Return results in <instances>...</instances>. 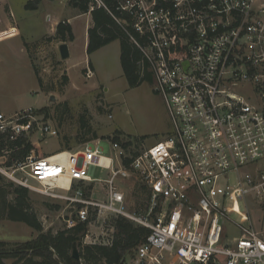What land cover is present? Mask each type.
<instances>
[{
	"label": "built area",
	"instance_id": "2783aa9c",
	"mask_svg": "<svg viewBox=\"0 0 264 264\" xmlns=\"http://www.w3.org/2000/svg\"><path fill=\"white\" fill-rule=\"evenodd\" d=\"M87 3L85 14L105 10L142 53L137 62L151 68L171 132L138 151L130 140L99 138L45 157L32 149L0 172L72 205L65 227L86 223L83 243L111 244L114 216L147 227L127 264H264L248 207L264 203V0ZM34 131L58 134L31 108L0 112V156ZM130 178L146 192L140 214L125 208ZM226 224L239 235L227 236Z\"/></svg>",
	"mask_w": 264,
	"mask_h": 264
},
{
	"label": "rangeland",
	"instance_id": "374dc122",
	"mask_svg": "<svg viewBox=\"0 0 264 264\" xmlns=\"http://www.w3.org/2000/svg\"><path fill=\"white\" fill-rule=\"evenodd\" d=\"M58 2L55 0L53 3ZM27 3L40 4L39 10L26 8ZM48 3L47 0H0V40L19 31L24 40L31 42L26 49L31 61L24 52L25 46L20 49L24 44L22 38L17 36L0 42V112L12 115L31 108L38 112L41 121L58 130L55 136L37 131L29 135L32 145L33 142L36 144L35 157H45L62 150L75 151L88 139L96 138L110 142L115 138L123 139L125 143L130 140L131 144L127 143L138 151L143 145L148 146L171 132L167 110L155 91L154 82L145 80L137 86H129L120 64L118 40L102 46L92 55L79 45V49L71 52L67 60L61 58L58 43L63 41L54 38V19L47 18ZM66 3L72 6L71 0ZM77 11L83 13L78 8ZM58 14L59 18L67 16L66 12ZM62 21L66 22L65 19L59 22ZM89 21L87 15L71 20L74 28ZM8 158V155L0 156V169L12 171L14 164L10 168L3 164ZM0 173L5 183L10 181L15 184ZM95 174L105 175L100 174L98 169ZM13 175L19 179L24 174L16 171ZM95 185L100 190L101 185ZM122 189L126 194L125 208L137 214L143 213L145 190L132 178L123 181ZM100 193H95V196L102 198ZM29 201L44 231L56 232L64 228L65 219L75 214L72 205L64 200L38 192L29 190ZM248 207L251 226L264 239V203L252 202ZM240 208L246 212L243 205ZM231 218L240 222L238 214H231ZM243 224L248 226L249 222ZM224 230L227 236L239 235L238 230L229 224ZM107 233H111L110 227ZM35 234L24 222L5 221L0 224V240L6 242H23ZM132 254H127L123 262H128Z\"/></svg>",
	"mask_w": 264,
	"mask_h": 264
},
{
	"label": "trees",
	"instance_id": "16d2710c",
	"mask_svg": "<svg viewBox=\"0 0 264 264\" xmlns=\"http://www.w3.org/2000/svg\"><path fill=\"white\" fill-rule=\"evenodd\" d=\"M71 4L83 13L87 11V0H71ZM35 6V4H25V7L30 9ZM90 17L92 25L87 31V53L91 54L111 41L118 40L120 64L129 86H137L145 80L154 82L149 65L146 63L140 65L137 62L142 58V53L112 17L102 8L92 10ZM54 38L60 41L71 39L70 25L65 21L58 22ZM24 46L28 49L30 43L24 42ZM34 72L40 87L43 88L35 68ZM11 146L13 150L3 163L6 167L24 160L34 149L29 136L19 137L11 143ZM4 180V176L0 173V219L24 222L37 230L38 234L25 242L10 243L0 240V264H121L127 254L134 252V248L149 231L147 227L122 215L112 218L114 232L112 242L108 245L83 243V236L87 232V224L84 222H77L72 227H64L56 232L44 231L41 220L30 205L29 190L10 181L5 183ZM73 245L77 246L79 259L71 255Z\"/></svg>",
	"mask_w": 264,
	"mask_h": 264
},
{
	"label": "crops",
	"instance_id": "0c3cea01",
	"mask_svg": "<svg viewBox=\"0 0 264 264\" xmlns=\"http://www.w3.org/2000/svg\"><path fill=\"white\" fill-rule=\"evenodd\" d=\"M42 0H40V2H41ZM49 3L46 5V7H47V11H48V13H47V18L48 19H50V17H52L53 19H54V21H53V26L55 27V25H57L58 24V22L60 21V20H62V19H65L66 20V22L70 25V27H71V32H72V38L71 39H69L68 41H63V42H66L67 43V47H68V51H69V56H68V58L70 57V55H71V52L72 53H75L76 52V50H78L79 49V47L81 46V48H83V51H86V47H87V43H88V28L92 25V21H91V17H90V15H88V14H85V13H81V12H78L77 11V8H75L74 6H70L68 3H66V2H68V0H59V2L57 3V4H55V3H53L55 0H47ZM39 5L40 4H37L36 6H35V8H33V10L34 11H37V10H39ZM59 12H62V13H65L66 12V14H67V16H63V17H61V18H59L60 16H58L59 14ZM82 15H87V16H89V19H90V21H89V23H83V25L82 24H80V26H79V24H77L76 25V28H74V26H73V24H72V22H71V20L73 19V18H76V17H80V16H82ZM53 27V29H52V32L55 30V28ZM18 30V29H17ZM17 36L18 37H20V38H22L23 39V43L24 42H28V41H26V40H24V38L22 37V35L19 33V31L17 32V34H14L13 36H10V37H7V38H3V39H1L0 40V42L1 41H3V40H7V39H15V38H17ZM32 42H34V41H32ZM20 43H21V41H20ZM28 43H31V42H28ZM62 42H59L58 43V48H59V45L61 44ZM22 44V43H21ZM80 45V46H79ZM23 46H24V44H22L21 46H20V49H22L23 48ZM120 48V47H119ZM100 49V48H99ZM98 50V49H97ZM96 50V51H97ZM120 50V49H119ZM24 52H26V54H27V56H28V60H30L31 61V59H30V57H29V54L27 53V50H26V48L24 47ZM95 52V51H94ZM86 53H87V51H86ZM88 54V53H87ZM93 54V52L90 54V55H92ZM68 58H66V60L68 59ZM90 140H92V139H90ZM33 147L34 148H36V144H34V142H33ZM60 145H61V142H60ZM60 145H59V147H60ZM96 190H98V188H96ZM95 193H98V192H93V196H95L96 194ZM96 197V196H95ZM5 221H11V220H0V224H3ZM18 222V221H17ZM26 224V223H25ZM30 227V226H29ZM32 228V227H31ZM33 229V228H32ZM34 231H35V235L32 237V238H30V239H33V238H35L36 236H37V234H38V231L37 230H35V229H33ZM30 239H28V240H30ZM3 241V240H2ZM27 241V240H26ZM23 242H25V241H23Z\"/></svg>",
	"mask_w": 264,
	"mask_h": 264
},
{
	"label": "water",
	"instance_id": "95a60500",
	"mask_svg": "<svg viewBox=\"0 0 264 264\" xmlns=\"http://www.w3.org/2000/svg\"><path fill=\"white\" fill-rule=\"evenodd\" d=\"M59 53H60V56H61L62 59H66L69 56V51H68V47H67V43L66 42H62L59 45ZM71 255L75 259H79L80 258L79 251H78L76 245H73ZM121 264H127V262H122Z\"/></svg>",
	"mask_w": 264,
	"mask_h": 264
},
{
	"label": "bare ground",
	"instance_id": "6f19581e",
	"mask_svg": "<svg viewBox=\"0 0 264 264\" xmlns=\"http://www.w3.org/2000/svg\"><path fill=\"white\" fill-rule=\"evenodd\" d=\"M66 184V183H65Z\"/></svg>",
	"mask_w": 264,
	"mask_h": 264
}]
</instances>
